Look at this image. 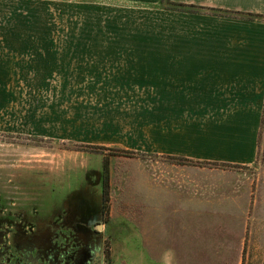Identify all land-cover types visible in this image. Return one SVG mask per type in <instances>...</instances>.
Returning a JSON list of instances; mask_svg holds the SVG:
<instances>
[{
	"label": "rangeland",
	"instance_id": "obj_1",
	"mask_svg": "<svg viewBox=\"0 0 264 264\" xmlns=\"http://www.w3.org/2000/svg\"><path fill=\"white\" fill-rule=\"evenodd\" d=\"M153 1L0 0V219L23 213L28 238L49 248L66 238L58 229L99 215L106 167L116 264H264V107L254 163L175 158L149 144L158 99L123 97L92 71L104 66L89 48L159 40L148 28L174 7ZM154 178L198 209L158 210ZM184 222L198 229L187 255Z\"/></svg>",
	"mask_w": 264,
	"mask_h": 264
},
{
	"label": "crops",
	"instance_id": "obj_2",
	"mask_svg": "<svg viewBox=\"0 0 264 264\" xmlns=\"http://www.w3.org/2000/svg\"><path fill=\"white\" fill-rule=\"evenodd\" d=\"M171 1L204 9L164 7L157 15L162 26L148 28L159 40L147 47L89 48L101 50L91 54L104 66L92 71L121 85L123 97L158 99L147 110L149 144L158 154L250 165L264 107V0ZM129 87L134 94L122 93ZM147 187L159 197L158 210L198 209L197 201L173 198L156 178ZM194 226L184 222L180 229L186 255L187 243L198 240Z\"/></svg>",
	"mask_w": 264,
	"mask_h": 264
},
{
	"label": "flooded vegetation",
	"instance_id": "obj_3",
	"mask_svg": "<svg viewBox=\"0 0 264 264\" xmlns=\"http://www.w3.org/2000/svg\"><path fill=\"white\" fill-rule=\"evenodd\" d=\"M106 178L104 169L102 179L95 180L102 187V210L99 215L74 221L77 223L72 228L64 226L57 230L56 227L57 232L66 238L60 241L56 237L49 248L44 249L45 245L28 238L21 219L23 213L15 215L10 212L0 219V264H116V253L107 248L108 243H114L106 237L111 224L107 220L109 202L104 194ZM48 225H42L41 230ZM87 235L93 238H85ZM110 251H113L112 254Z\"/></svg>",
	"mask_w": 264,
	"mask_h": 264
},
{
	"label": "trees",
	"instance_id": "obj_4",
	"mask_svg": "<svg viewBox=\"0 0 264 264\" xmlns=\"http://www.w3.org/2000/svg\"><path fill=\"white\" fill-rule=\"evenodd\" d=\"M165 4H167V6H173L174 8L176 9H180V10H189V11H197V10H201V9H204V7L202 6H199V5H195V4H186V3H177V2H173L171 0H162ZM220 11H223V12H229L228 10H220ZM248 15L250 16H254L255 14H251L249 13ZM175 158H184L186 160H192L190 158H187V157H178V156H173ZM215 163H218V162H215ZM223 164H229V163H223ZM105 169V172L107 171L106 167L104 168ZM106 182H105V185H104V194H105V198H106V201L109 202V173L106 172Z\"/></svg>",
	"mask_w": 264,
	"mask_h": 264
}]
</instances>
